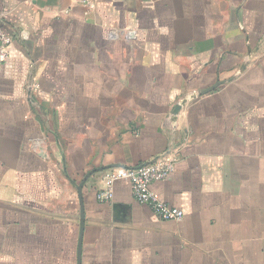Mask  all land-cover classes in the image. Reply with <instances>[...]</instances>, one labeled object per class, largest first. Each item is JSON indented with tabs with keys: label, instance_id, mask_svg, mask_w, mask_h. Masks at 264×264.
I'll list each match as a JSON object with an SVG mask.
<instances>
[{
	"label": "crops",
	"instance_id": "crops-1",
	"mask_svg": "<svg viewBox=\"0 0 264 264\" xmlns=\"http://www.w3.org/2000/svg\"><path fill=\"white\" fill-rule=\"evenodd\" d=\"M0 22V264H79L80 238L81 264H264V0H0ZM170 149L150 189L182 221L128 180L98 201Z\"/></svg>",
	"mask_w": 264,
	"mask_h": 264
},
{
	"label": "built area",
	"instance_id": "built-area-1",
	"mask_svg": "<svg viewBox=\"0 0 264 264\" xmlns=\"http://www.w3.org/2000/svg\"><path fill=\"white\" fill-rule=\"evenodd\" d=\"M81 2L90 12L96 10L98 0H81ZM12 43V35L0 22V65L8 60V47ZM178 160V154L170 149L168 153L144 166L110 170L103 178L104 187L97 193V199L100 203L111 202L114 199L115 183L119 180H128L136 201L148 206L157 218L163 221H182L185 215L183 210L161 201L150 189L153 183L166 181L172 177Z\"/></svg>",
	"mask_w": 264,
	"mask_h": 264
},
{
	"label": "water",
	"instance_id": "water-1",
	"mask_svg": "<svg viewBox=\"0 0 264 264\" xmlns=\"http://www.w3.org/2000/svg\"><path fill=\"white\" fill-rule=\"evenodd\" d=\"M202 94H204V92H197L194 93L191 98H197L199 96H201ZM187 100H183L180 104H178L175 107L174 110V114H177L182 108L183 106H185ZM95 174V172H90L89 174H87L85 176V178L83 179V182L79 185L78 190H79V197H80V202H81V237L84 233V226H85V211H84V201H83V188L84 185L86 184L87 180L93 175ZM81 251H82V238H80V243H79V249H78V258H79V264H81Z\"/></svg>",
	"mask_w": 264,
	"mask_h": 264
}]
</instances>
